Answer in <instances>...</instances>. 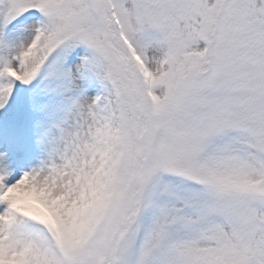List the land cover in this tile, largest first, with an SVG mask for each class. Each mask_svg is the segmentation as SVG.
Wrapping results in <instances>:
<instances>
[{
    "label": "snow or ice",
    "instance_id": "obj_1",
    "mask_svg": "<svg viewBox=\"0 0 264 264\" xmlns=\"http://www.w3.org/2000/svg\"><path fill=\"white\" fill-rule=\"evenodd\" d=\"M0 264H264V0H0Z\"/></svg>",
    "mask_w": 264,
    "mask_h": 264
}]
</instances>
